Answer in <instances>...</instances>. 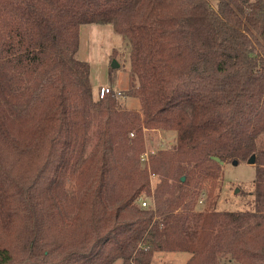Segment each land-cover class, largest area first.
Wrapping results in <instances>:
<instances>
[{
	"label": "trees",
	"instance_id": "obj_1",
	"mask_svg": "<svg viewBox=\"0 0 264 264\" xmlns=\"http://www.w3.org/2000/svg\"><path fill=\"white\" fill-rule=\"evenodd\" d=\"M90 24L127 39L126 96L141 113H121L115 93L94 98L77 57ZM94 117L98 141L83 159ZM144 129L177 134L151 158L165 178L156 209L136 204L151 184L143 147L121 152ZM263 134L264 0H0V264H152L157 252L263 264ZM253 155L256 210L198 211L221 163ZM91 163L89 184L70 194L65 182Z\"/></svg>",
	"mask_w": 264,
	"mask_h": 264
},
{
	"label": "rangeland",
	"instance_id": "obj_2",
	"mask_svg": "<svg viewBox=\"0 0 264 264\" xmlns=\"http://www.w3.org/2000/svg\"><path fill=\"white\" fill-rule=\"evenodd\" d=\"M130 54L128 41L122 35L117 34L113 25H82L79 33V50L77 57L80 61L87 62L91 68V84L94 98L98 99V93L101 87L110 86L121 95L116 98L117 107L121 113H141V102L133 96H126L130 86ZM118 64V68H112L113 63ZM125 94V95H124ZM99 122L96 117L91 118V126L88 131L87 144L83 159H87L94 151L98 137L97 131ZM132 134L134 135L132 137ZM130 141L128 144L131 149L121 148L125 156L137 158L141 147L139 162L142 168L149 169L150 174V192L145 191L141 194L136 203L142 207L141 202L147 201L149 209H156L154 204V194L156 187L165 178L161 172L152 174V157H159L160 152H171L172 147L177 140V134L171 130H142L137 132L133 130L127 134ZM259 150H264V134L257 140ZM123 157V154H121ZM255 156V155H253ZM252 157V156H251ZM246 160H228L223 165L222 175L219 179L217 188L212 197L203 194L197 206V210L219 211V212H251L256 210V163L251 165ZM237 161V165H234ZM259 167V166H258ZM90 173H87L84 180L72 179L65 182V189L70 194H78L80 188L89 184V177L93 173L92 163L90 164ZM88 182V183H87ZM145 209V208H144ZM189 259L187 254H175L157 252L153 256L152 264H186ZM114 264H123L122 260ZM217 264H237L231 259L230 254H221L218 257ZM264 264V263H263Z\"/></svg>",
	"mask_w": 264,
	"mask_h": 264
},
{
	"label": "built area",
	"instance_id": "obj_3",
	"mask_svg": "<svg viewBox=\"0 0 264 264\" xmlns=\"http://www.w3.org/2000/svg\"><path fill=\"white\" fill-rule=\"evenodd\" d=\"M116 91L117 90H114L110 86H107V87L103 86V87L100 88L98 96H99L100 99H104L107 95L112 94V93H115L117 95V97L120 96L121 93L120 92H116ZM133 136L134 135L132 134V137ZM141 204H142V207H144V208L148 207V205H149V203L147 201H142Z\"/></svg>",
	"mask_w": 264,
	"mask_h": 264
},
{
	"label": "water",
	"instance_id": "obj_4",
	"mask_svg": "<svg viewBox=\"0 0 264 264\" xmlns=\"http://www.w3.org/2000/svg\"><path fill=\"white\" fill-rule=\"evenodd\" d=\"M112 68H114V69L118 68V64L116 62H114L113 65H112ZM214 160H216L217 162H220V159L219 158H214ZM237 163H238L237 161H234L233 164L234 165H237ZM248 163L251 164V165H255V163H256V156H252L249 159ZM221 164L224 165V162H222ZM182 180L185 181V177H183Z\"/></svg>",
	"mask_w": 264,
	"mask_h": 264
}]
</instances>
